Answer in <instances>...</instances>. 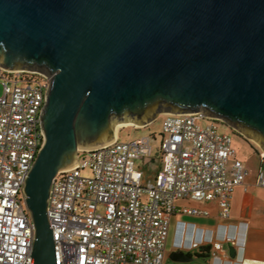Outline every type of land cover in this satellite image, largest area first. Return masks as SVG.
<instances>
[{"label": "water", "instance_id": "1", "mask_svg": "<svg viewBox=\"0 0 264 264\" xmlns=\"http://www.w3.org/2000/svg\"><path fill=\"white\" fill-rule=\"evenodd\" d=\"M0 67L49 79L23 186L30 264H59L52 179L121 126L202 113L264 153V0H0Z\"/></svg>", "mask_w": 264, "mask_h": 264}, {"label": "built area", "instance_id": "2", "mask_svg": "<svg viewBox=\"0 0 264 264\" xmlns=\"http://www.w3.org/2000/svg\"><path fill=\"white\" fill-rule=\"evenodd\" d=\"M48 84L41 73L0 67V264L31 262L34 227L23 186L44 140L39 115ZM220 123L202 113L163 115L158 134L78 150L47 199L58 263L164 264L171 216H209L179 201H213L217 217L228 219L248 169ZM257 184L264 187V175ZM231 229L198 230L192 246H210L211 264L221 262L223 243L243 247Z\"/></svg>", "mask_w": 264, "mask_h": 264}, {"label": "crops", "instance_id": "3", "mask_svg": "<svg viewBox=\"0 0 264 264\" xmlns=\"http://www.w3.org/2000/svg\"><path fill=\"white\" fill-rule=\"evenodd\" d=\"M252 150L253 156L244 158L236 152V158L245 164L248 174L243 178L242 184L236 186L232 192L228 219L220 220L217 217L216 204L213 201L178 202L180 206L206 210L209 216H171L165 256L168 248L171 249V253L168 257L169 262L164 260V264H211L210 247L209 251H201L200 248L207 245L194 247L192 243H198V239L203 235L198 230L215 231L220 224L234 226L235 229H231L230 232L237 234V239L243 247L234 248L235 255L230 257L227 245L231 244L223 243L224 260L213 264H264V187L257 184L259 176L264 175V156L259 150L258 152L253 148Z\"/></svg>", "mask_w": 264, "mask_h": 264}, {"label": "rangeland", "instance_id": "4", "mask_svg": "<svg viewBox=\"0 0 264 264\" xmlns=\"http://www.w3.org/2000/svg\"><path fill=\"white\" fill-rule=\"evenodd\" d=\"M0 96H1V87H0ZM162 120H163V115H159L153 120L152 123H149L145 127H132V126L121 127L118 130V137L120 140H129L140 137L142 135H151L153 133L158 134L160 132ZM199 124H202V122L200 121ZM218 130L220 132L228 133L231 136L233 147L236 149V152L240 157L244 158V157L253 156L252 146H254V148H256L262 153L258 145H256L253 141L246 140L243 136L231 130L225 124L220 123L218 125ZM232 132H235V135ZM262 154L264 155V153ZM135 164L137 165L138 161H136ZM170 253H171V249L168 248L164 259L165 262L167 263L169 262L168 257Z\"/></svg>", "mask_w": 264, "mask_h": 264}, {"label": "trees", "instance_id": "5", "mask_svg": "<svg viewBox=\"0 0 264 264\" xmlns=\"http://www.w3.org/2000/svg\"><path fill=\"white\" fill-rule=\"evenodd\" d=\"M232 133L235 135V132H232ZM252 147H253V149H254L256 152H258V150H257L256 148H254V146H252ZM261 162H262V160H261ZM209 247H210V246L207 245L206 247H201L200 250H201V251H203V250L209 251Z\"/></svg>", "mask_w": 264, "mask_h": 264}, {"label": "bare ground", "instance_id": "6", "mask_svg": "<svg viewBox=\"0 0 264 264\" xmlns=\"http://www.w3.org/2000/svg\"><path fill=\"white\" fill-rule=\"evenodd\" d=\"M126 126H131V125H126ZM126 126H121V127H126ZM121 127H119V128H121ZM119 128L117 130H119ZM186 244L187 245L189 244V241L188 240L186 241Z\"/></svg>", "mask_w": 264, "mask_h": 264}]
</instances>
